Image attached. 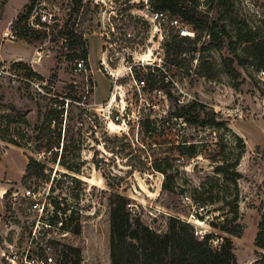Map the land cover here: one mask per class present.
I'll use <instances>...</instances> for the list:
<instances>
[{"label":"rangeland","instance_id":"rangeland-1","mask_svg":"<svg viewBox=\"0 0 264 264\" xmlns=\"http://www.w3.org/2000/svg\"><path fill=\"white\" fill-rule=\"evenodd\" d=\"M26 2L0 0V60L5 59L0 69L8 71L0 76V115L16 116L8 126L10 138L20 140L14 131H26L34 146L43 138L44 115L50 107H60L63 99L61 136L54 151L59 156L65 134V154L73 157L80 171H68L44 148L32 152L0 139V264H27L29 258L45 254L52 257V264H64L68 246L80 250V264H110L109 196L114 192L125 197L131 216L151 229L164 232L168 218L176 216L190 222L199 236L214 233L212 245L218 246L225 234L208 223L221 210L205 211L218 209L222 201L202 210L200 201L191 197L199 195V187L212 175L215 143L233 141V134L245 143L238 165L243 175L238 182L243 230L230 240L237 264L259 259L264 264V250L254 245L264 213V74L252 57L238 46L236 53L243 63L234 60L236 76H229L223 60L233 54L226 39L223 49L216 50L207 30L200 33L190 28L193 34L188 37L197 39L178 42L176 27L150 20L147 0H83L78 8L71 0H34L32 5L42 3L53 14L55 29L67 25L70 38L41 28L46 36L33 41L3 40L7 21L23 14L30 0ZM198 3L200 19L225 23L233 39L244 33L264 37L260 34L264 32V0H228L226 9L216 1ZM230 19L234 25L228 23ZM74 35L86 40L85 70H74L77 58L66 59L77 39ZM34 52L39 54L33 66L12 60L28 59ZM18 63L40 78L28 76ZM53 97L58 101L52 102ZM194 100L216 113V120L226 123L229 130L184 123L177 116L180 107ZM11 105L15 111L8 108ZM4 128L0 119V136H7ZM182 140L197 144L195 155L179 154L177 145ZM28 155L44 165L43 171L37 167L36 175L25 176ZM158 165L173 175L170 190L162 188L164 174ZM24 188L39 192V201L57 199L60 208H67L72 220L62 217L66 228L37 224L36 213L28 211L31 200L21 195ZM53 215L54 210L48 209L47 217ZM46 233L51 235L47 241ZM45 244L50 247L46 253Z\"/></svg>","mask_w":264,"mask_h":264},{"label":"trees","instance_id":"trees-1","mask_svg":"<svg viewBox=\"0 0 264 264\" xmlns=\"http://www.w3.org/2000/svg\"><path fill=\"white\" fill-rule=\"evenodd\" d=\"M34 0L26 5V11L21 14L15 21H12L11 27L15 31L16 37L33 41L40 37H45L46 33L42 30L32 29L27 26L26 20L29 16L31 5ZM83 0H71L74 8L82 5ZM149 4V11H167L170 15L179 17L183 23L192 28L196 32H204L207 30L209 42L216 50H222L223 42L226 39L230 46V52L233 54L224 58V72L229 76H236V69L234 67V60L238 64L243 63L241 56L236 53L239 46L240 50L248 57L257 63L258 70H264V37L260 35L258 39L248 33L238 35L233 39L229 35L226 24H219L216 21H210L208 24L200 19L198 2L199 0H147ZM216 1L217 6L226 9L228 0H210ZM229 24L234 25L233 19L228 21ZM39 25L44 26L43 23ZM264 30V20L261 22ZM59 37L65 36L70 38L71 31L67 30V25L63 24L54 28V24L50 26ZM49 28V29H50ZM257 29V28H255ZM260 34H264L263 31ZM77 36V35H74ZM178 36V42L192 43L197 38L191 39L188 36ZM86 40L81 35L73 41L72 46H69L72 53L66 56L67 61L74 58L83 60L84 66H87V49L85 48ZM239 44H242L239 45ZM79 46V47H78ZM27 69L28 76H40L32 71L30 67H26L23 63H18ZM56 77V73L52 78ZM54 101H58L53 97ZM63 99L59 101L60 107H50L44 115L42 126V136L39 138L40 142L32 146V137L27 132L17 130L14 133L20 136V140L10 138L9 124L15 122L16 116L6 114L0 115L1 122H5V128L2 133L6 135L0 136V139L7 141L13 145L24 147L32 152H38L44 148L45 152L53 153L55 160L58 157V164L65 167L68 171L78 173L80 167L74 162L73 157L66 155L65 134L63 138V146L61 153L58 156L57 151L61 136L60 125L63 121ZM11 111H15L14 106L8 107ZM184 123L194 127L201 128H225L229 127L223 121H217V115L213 111L207 110L204 104L194 100L187 105L180 107V113L177 115ZM21 117V116H20ZM68 120V111L64 116L65 123ZM26 127L29 126L28 121H21ZM35 128V126H34ZM33 128V129H34ZM32 129V130H33ZM27 134V135H26ZM38 138V137H37ZM218 150L211 155L210 160L214 163L212 175L207 176V182L202 183L199 195H193L192 201H200L198 207L202 210L208 208V205L216 201H222V206L218 209H207L205 212L221 210V212L209 221V225L225 235L220 236L221 242L218 246H213L212 241L215 237L214 233L208 232L199 236L196 233L194 226L179 217L170 216L167 222V229L164 232H157L144 224L140 219L133 218L127 209V202L123 195L119 193H111L109 196V250H110V264H237L233 252L232 242L230 236H240L242 234V224L239 221V206L238 201L240 197L239 180L243 178L242 173L238 170V165L242 154L245 150V143L241 137L233 134V141L225 140L224 143L217 144ZM227 148V151H225ZM180 155H187L191 157L197 152V144L194 142L187 143V140H182L177 145ZM37 167L39 171H43L44 165L37 161L33 156L28 155L26 163V175L37 174ZM164 174V181L162 188L170 190L169 184L173 180V175L167 174L166 170L156 166ZM75 180L76 177L73 176ZM195 191H197L195 189ZM199 196H203L200 198ZM57 199L51 201L54 215L49 218V221L55 223L61 218L62 229L66 228L65 220H72V216L66 215L67 208H60ZM196 214V213H195ZM61 215V216H60ZM198 219L204 220L203 216L195 215ZM220 220L218 221V219ZM79 232V227L74 231ZM254 245L261 250H264V213L260 215V220L257 225V232L254 238ZM258 254V251H255ZM264 257V253H261ZM66 258L64 264H80V250L76 247H67L66 253L63 255ZM261 260H256L253 264H260Z\"/></svg>","mask_w":264,"mask_h":264},{"label":"built area","instance_id":"built-area-1","mask_svg":"<svg viewBox=\"0 0 264 264\" xmlns=\"http://www.w3.org/2000/svg\"><path fill=\"white\" fill-rule=\"evenodd\" d=\"M149 17L150 20L157 24L167 23L170 26L176 27L177 32L179 36H192V30L188 25L182 22V20L174 15H170L167 11H149ZM12 21L8 22L5 29L2 32V39L3 40H15L16 34L15 31L11 27ZM40 23H43L44 26L39 25ZM54 18L53 14L49 12L46 8L42 6V3H34L31 7L29 16L26 20V24L28 27L32 29L42 30L41 28H45V30H49L50 26L53 25ZM75 71H81L85 70L84 61L83 60H77L75 67ZM262 74H264V70H259ZM8 71H4V68L0 69V76L7 74ZM27 79V77H24ZM29 81V80H28ZM30 82V81H29ZM263 120H264V108H263ZM22 197L30 199L31 201H28V211L35 212L36 222L37 224H41L42 226L46 228H51L52 226H55L61 230L62 229V222L61 220H58L55 223H52L49 221V218L47 217V210H51L53 212V206L51 205L50 201H39V192H35L32 188H24L22 193ZM37 228V227H36ZM36 234V231H34ZM64 233V232H63ZM50 233H46V236L44 237V240L47 241L48 238H50ZM49 245L45 244L43 246V252L46 253V250H49ZM27 264H52L53 259L50 255L45 254L41 257H36V259H28Z\"/></svg>","mask_w":264,"mask_h":264},{"label":"crops","instance_id":"crops-1","mask_svg":"<svg viewBox=\"0 0 264 264\" xmlns=\"http://www.w3.org/2000/svg\"><path fill=\"white\" fill-rule=\"evenodd\" d=\"M26 3H28V0H27ZM26 3H25V4H26ZM25 4H24V5H25ZM24 5H23V6H24ZM23 6H22V7H23ZM15 15H16V14H15ZM15 15L13 16V18L15 17ZM13 18H12V19H13ZM12 19L8 20L7 23L10 22V21H12ZM7 23H6V24H7ZM34 54H35V52H34V53H31V54L29 55L28 59H23V57H13L12 60H23V61H25V62H30V63H31V66H33L32 62H33ZM4 60H5V59L2 58L0 61H4Z\"/></svg>","mask_w":264,"mask_h":264},{"label":"water","instance_id":"water-1","mask_svg":"<svg viewBox=\"0 0 264 264\" xmlns=\"http://www.w3.org/2000/svg\"><path fill=\"white\" fill-rule=\"evenodd\" d=\"M38 52H35V54H34V57H33V61H35L37 58H38Z\"/></svg>","mask_w":264,"mask_h":264}]
</instances>
